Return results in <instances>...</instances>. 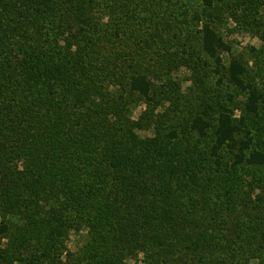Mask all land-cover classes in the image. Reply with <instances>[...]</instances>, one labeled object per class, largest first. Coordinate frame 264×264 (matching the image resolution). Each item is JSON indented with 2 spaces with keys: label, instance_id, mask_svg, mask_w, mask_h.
<instances>
[{
  "label": "trees",
  "instance_id": "16d2710c",
  "mask_svg": "<svg viewBox=\"0 0 264 264\" xmlns=\"http://www.w3.org/2000/svg\"><path fill=\"white\" fill-rule=\"evenodd\" d=\"M85 1L0 0V258L1 239L15 227L19 247L34 251L26 264H243L239 241L214 240L219 228L202 219L230 213L203 208L188 145L176 132L141 137L130 104L120 108L108 92L116 83L104 88L118 65L100 60L93 40L65 36L69 22L82 24L73 13ZM203 43L218 61L228 53L209 26ZM238 67L232 61L227 71L257 113L260 96ZM129 85L149 91L143 74ZM192 121L204 137L202 119ZM238 134L221 114L210 155L228 146L248 162ZM252 156L264 164L263 153Z\"/></svg>",
  "mask_w": 264,
  "mask_h": 264
},
{
  "label": "rangeland",
  "instance_id": "374dc122",
  "mask_svg": "<svg viewBox=\"0 0 264 264\" xmlns=\"http://www.w3.org/2000/svg\"><path fill=\"white\" fill-rule=\"evenodd\" d=\"M79 7L73 16L83 22H69L65 36L71 37L72 31L75 42L84 36V45L93 40L103 54L100 60L118 65L104 88L116 83L108 92H117L120 108L130 104L131 121L141 137L176 132V142L188 145L196 172L191 182L199 185L203 208L230 213L202 216L219 228L214 240H237L243 264H264V164L251 163V152L264 154V0H214L211 7L204 0H92ZM207 26L228 51L219 54L221 61L204 48ZM85 50L89 53V46ZM232 61L239 65L236 73L244 70L240 78L260 96L257 113L248 110L247 92L230 78ZM139 74L147 77L146 95L130 89V77ZM221 114L229 115L239 131L238 146L248 162L235 160L228 146L218 156L210 155ZM195 118L203 121L204 137L190 130ZM19 238L12 227L1 239L0 264H26L30 259L34 251L19 247ZM79 241L72 234L67 244L75 250Z\"/></svg>",
  "mask_w": 264,
  "mask_h": 264
}]
</instances>
